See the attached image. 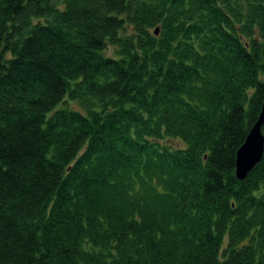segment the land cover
Masks as SVG:
<instances>
[{
	"label": "trees",
	"instance_id": "trees-1",
	"mask_svg": "<svg viewBox=\"0 0 264 264\" xmlns=\"http://www.w3.org/2000/svg\"><path fill=\"white\" fill-rule=\"evenodd\" d=\"M263 106L264 0H0V264H264Z\"/></svg>",
	"mask_w": 264,
	"mask_h": 264
},
{
	"label": "water",
	"instance_id": "water-1",
	"mask_svg": "<svg viewBox=\"0 0 264 264\" xmlns=\"http://www.w3.org/2000/svg\"><path fill=\"white\" fill-rule=\"evenodd\" d=\"M157 32V31H156ZM256 123L252 126L242 147L237 151L236 156V177L243 181L248 173L261 162L264 153V106Z\"/></svg>",
	"mask_w": 264,
	"mask_h": 264
},
{
	"label": "rangeland",
	"instance_id": "rangeland-1",
	"mask_svg": "<svg viewBox=\"0 0 264 264\" xmlns=\"http://www.w3.org/2000/svg\"><path fill=\"white\" fill-rule=\"evenodd\" d=\"M171 144H172L173 146H175V147H180V148H181V147H183V148L185 147V144H183V143H181V142H178V141H177V142H172Z\"/></svg>",
	"mask_w": 264,
	"mask_h": 264
}]
</instances>
